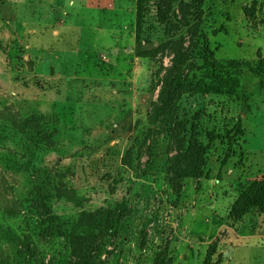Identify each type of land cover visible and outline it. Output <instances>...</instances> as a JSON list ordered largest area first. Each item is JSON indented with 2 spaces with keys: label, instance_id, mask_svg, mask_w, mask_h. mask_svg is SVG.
Instances as JSON below:
<instances>
[{
  "label": "rangeland",
  "instance_id": "obj_1",
  "mask_svg": "<svg viewBox=\"0 0 264 264\" xmlns=\"http://www.w3.org/2000/svg\"><path fill=\"white\" fill-rule=\"evenodd\" d=\"M157 3L147 0L142 36L155 44L167 37ZM136 5L0 1V223L26 231L6 207L21 209L36 185L61 187L83 197L49 200L67 219L83 208L127 214L101 264H264V212L232 215L241 191L264 177V0H204L195 64L162 116L152 102L173 55L137 57ZM230 60H250L259 73ZM212 62L213 72L238 76L234 94L200 90ZM190 140L208 147V164L181 179L173 167ZM34 240L46 263L68 264L65 237ZM12 249L0 237V253L12 259Z\"/></svg>",
  "mask_w": 264,
  "mask_h": 264
},
{
  "label": "trees",
  "instance_id": "obj_2",
  "mask_svg": "<svg viewBox=\"0 0 264 264\" xmlns=\"http://www.w3.org/2000/svg\"><path fill=\"white\" fill-rule=\"evenodd\" d=\"M5 2V0H0ZM204 0H158V18L165 25L166 39L155 44L149 38H142L146 18L147 0H137L136 15V46L135 52L139 58H156L162 50L170 49L172 52V64L164 72L159 86L158 104L152 102L153 110L157 116L169 114L181 89L186 88L185 79L187 72L195 64L192 54L196 48V38L199 34L203 20ZM245 12L248 11L245 9ZM186 28L187 33H181ZM230 67L246 66L251 72L258 74V65L250 60H230ZM212 76H207L200 90L207 93L234 94L239 87V79L236 74L221 75L213 72L217 63L212 62ZM157 90V87H152ZM239 133L241 121H238ZM117 134L116 129L114 133ZM218 135H211L215 139ZM233 137H229V145L232 146ZM152 149V147H151ZM150 149V159L153 163L155 152ZM208 147L190 140L189 145L177 156L174 173L179 178L200 177L204 174L208 161L206 155ZM231 156L227 153L224 162ZM34 190L24 200L20 201L21 209L6 207L8 217H24L27 230L20 233L11 224L0 223V237L9 241L13 246V257L0 253V264H48L39 255L34 236L47 239L51 237H65L71 248V257L68 264H101L98 253L103 249L105 239L116 236L118 224L127 215L111 208L85 209L79 213L76 219H67L55 212L54 205L49 201L52 197L56 200L67 199L82 202L83 197L76 190H67L58 187L53 190H44L41 185H36ZM25 208H24V205ZM253 207H259L264 212V177L253 181L247 188L241 191L232 209V215L236 219L242 218ZM109 254L112 250L108 251Z\"/></svg>",
  "mask_w": 264,
  "mask_h": 264
}]
</instances>
